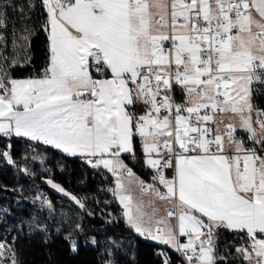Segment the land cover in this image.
<instances>
[{
	"label": "snow or ice",
	"instance_id": "1",
	"mask_svg": "<svg viewBox=\"0 0 264 264\" xmlns=\"http://www.w3.org/2000/svg\"><path fill=\"white\" fill-rule=\"evenodd\" d=\"M40 6L48 63L39 76L18 79L8 71L17 61L5 53L9 42H30L36 5L0 0V137L42 142L106 169L127 224L172 249L180 264H228L232 249L241 264H264V109L253 103V86H264V0ZM137 141L154 172L150 182L121 158L136 155ZM0 160L17 164L10 142ZM46 182L85 208L53 179ZM31 227L48 232L47 224ZM223 231L241 242L217 255ZM15 240L0 241V264H19ZM65 240L75 251L71 233ZM156 255L174 264L167 252Z\"/></svg>",
	"mask_w": 264,
	"mask_h": 264
},
{
	"label": "trees",
	"instance_id": "2",
	"mask_svg": "<svg viewBox=\"0 0 264 264\" xmlns=\"http://www.w3.org/2000/svg\"><path fill=\"white\" fill-rule=\"evenodd\" d=\"M30 2L36 5L30 13V23L34 25L30 42L17 40L15 47L9 42L5 53L9 63L13 58L17 61L8 69L12 78L39 76L48 63V41L46 33L40 30L44 20L43 9L39 0ZM8 14L12 22L17 21L16 11L10 8ZM11 27L10 24V30ZM20 27L17 23L18 35ZM9 142L17 164L8 165L0 160V241L13 243V237H16L14 248L19 264H108L109 261L114 264H161L157 251L167 252L174 264H180L177 253L132 232L121 215L112 217L100 227L104 216L98 203L107 199L113 212L119 213L120 210L114 197L111 199L106 192H99L104 181L102 174L106 171L92 169L81 164L77 157L64 156L23 138L13 137L9 141L0 137V149ZM31 155L42 158L43 162L39 158L33 160ZM55 159L60 160L62 168L53 167ZM123 160L139 178L149 177L150 169L144 165L138 142L136 155H124ZM24 167L34 175L25 173ZM49 178L81 199L85 208L81 209L69 196L47 184ZM43 195L51 201V209L42 204ZM34 224H47V234L31 227ZM77 224L82 226V231H76ZM69 233L77 242L75 251L65 240ZM93 237L95 243L92 242ZM218 239L217 255L225 254L226 245L241 242L230 231L221 232ZM232 253L228 264H241L235 258L234 249Z\"/></svg>",
	"mask_w": 264,
	"mask_h": 264
},
{
	"label": "built area",
	"instance_id": "3",
	"mask_svg": "<svg viewBox=\"0 0 264 264\" xmlns=\"http://www.w3.org/2000/svg\"><path fill=\"white\" fill-rule=\"evenodd\" d=\"M39 3H40V0H39ZM253 87H254L253 103H254V105L258 106L259 108L264 109V86L254 85ZM243 135H244V133L238 132V138H239V136H243ZM137 142L139 143V141H137ZM43 146L46 147V145H43ZM79 162L85 166L92 168L82 158H79ZM53 167L58 168V169L62 168V164L60 163L59 159H55L53 161ZM96 170H98V169H96ZM153 174H154L153 170L150 169L149 177L147 179H143V180H145L146 182H150V178ZM102 175H103L102 178L104 181L99 186V192H106L107 194H109L110 198L112 199L114 197V194L112 193V191H110V189L114 188V186H115L114 176L110 172H107V171L105 174H102ZM44 200L50 201L47 195H43V201ZM42 204H44V203H42ZM44 205L47 206L46 204H44ZM97 205L100 206L101 212L103 213V216H104L103 217V223L101 224L100 227L105 225L114 216H117V215L123 216V210L121 208L119 210V213H115L112 211V209L109 208V206H110L109 200H107V199L103 200L101 203H98Z\"/></svg>",
	"mask_w": 264,
	"mask_h": 264
},
{
	"label": "crops",
	"instance_id": "4",
	"mask_svg": "<svg viewBox=\"0 0 264 264\" xmlns=\"http://www.w3.org/2000/svg\"><path fill=\"white\" fill-rule=\"evenodd\" d=\"M20 79H22V78H20ZM239 132H242L243 133V130H239ZM23 139H25V140H28L27 138H23ZM28 141H30V140H28ZM30 142H33V143H38V144H42V145H44L42 142H36V141H30ZM47 147H49V148H52V149H54L53 147H51V146H49V145H46ZM54 150H56L57 152H59L60 154H63L64 156H68V157H77V158H81V157H79V156H69V155H67V154H65V153H62L60 150H57V149H54ZM124 155H130V154H122V156H121V158L123 159V156ZM124 161V160H123ZM92 169H95L96 170V168H92ZM98 169H101V170H104V171H107L106 169H104V168H98ZM108 172V171H107ZM136 175V174H135ZM137 176V175H136ZM137 177H139V176H137ZM114 184H115V177H114ZM137 192H139V190L137 189V188H135V186H134V194L137 196ZM139 195V194H138ZM138 198V197H137ZM114 199H115V201H116V203H117V205L123 210V206L119 203V200L114 196ZM149 199V197L148 196H144V200H145V202H147V200ZM161 208H163L164 207V205L161 203ZM162 214V213H161ZM124 222H125V225L132 231V232H134L135 234H137V235H139L140 237H142V238H144V239H146V240H148V241H151V242H153V243H155V244H157V245H160V246H163V247H167V246H165V245H161V244H159L157 241H153V240H151V239H149V238H146V237H144V236H142V235H140V234H138V233H136L128 224H127V222H126V220L124 219ZM167 248H169V247H167ZM170 249V248H169ZM172 250V249H171Z\"/></svg>",
	"mask_w": 264,
	"mask_h": 264
},
{
	"label": "rangeland",
	"instance_id": "5",
	"mask_svg": "<svg viewBox=\"0 0 264 264\" xmlns=\"http://www.w3.org/2000/svg\"><path fill=\"white\" fill-rule=\"evenodd\" d=\"M31 151H32V149H31ZM33 152V151H32ZM32 156V155H31ZM35 156V155H34ZM33 157V156H32ZM139 194V195H138ZM140 192H137V197L139 198L140 197Z\"/></svg>",
	"mask_w": 264,
	"mask_h": 264
}]
</instances>
